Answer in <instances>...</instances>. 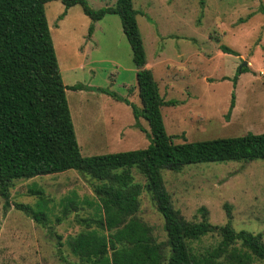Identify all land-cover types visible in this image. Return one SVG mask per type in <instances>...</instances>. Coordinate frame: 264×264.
<instances>
[{
    "label": "rangeland",
    "instance_id": "rangeland-1",
    "mask_svg": "<svg viewBox=\"0 0 264 264\" xmlns=\"http://www.w3.org/2000/svg\"><path fill=\"white\" fill-rule=\"evenodd\" d=\"M94 9L114 6L116 0H88ZM146 49L165 99L166 130L176 142L264 132V0H133ZM46 14L66 95L83 155L146 147L150 126L132 108L99 88L127 97L142 106L132 47L118 14L93 22L81 4L66 9L60 0L46 3ZM61 14H63L62 17ZM94 24L90 34L89 27ZM221 44L238 54L224 52ZM250 71L233 77L241 64ZM235 106L226 117L232 94ZM136 179L145 178L134 170ZM175 209L186 221H200L206 206L213 224L227 222V207L237 229L261 232L264 238V159L186 164L179 171L162 169ZM90 175L76 169L14 180L7 199L0 192V264H71L79 259L66 243L82 230L79 218L93 212L83 199H96ZM41 189L47 199L46 224L17 203L36 207ZM77 196L79 207L66 215L60 202ZM137 215L167 239L165 219L143 191ZM60 217V219H58ZM59 236L63 244H58ZM219 236L203 237L210 245ZM167 264V260L165 261Z\"/></svg>",
    "mask_w": 264,
    "mask_h": 264
},
{
    "label": "trees",
    "instance_id": "trees-1",
    "mask_svg": "<svg viewBox=\"0 0 264 264\" xmlns=\"http://www.w3.org/2000/svg\"><path fill=\"white\" fill-rule=\"evenodd\" d=\"M48 1L0 0V192L7 203L14 180L76 169L94 180L96 199H83L93 212L79 218L82 230L66 239L79 259L71 264H165L166 260L167 264H264L261 232L237 230L228 205L223 225L210 222L206 206L199 208L200 221H186L175 209L162 176V169L179 171L186 164L264 159V132L176 142V136L166 130L162 107L178 101L164 98L148 66L133 0H116L114 6L99 9L91 7L88 0H60L66 9L81 4L93 22L108 13L120 16L137 67L142 106L114 91L99 90L129 104L136 126L143 129L140 118L150 126L146 147L83 155L66 90L89 86L69 85L63 80L46 14ZM93 29L91 23L90 34ZM220 48L238 54L226 44ZM246 71L250 67L243 63L237 68L235 86ZM235 97L233 92L227 118ZM134 170L145 178L144 183L136 179ZM143 191L165 219V241L158 240L153 227L137 215ZM32 192L39 195L36 207L16 205L46 224L49 207L44 191ZM76 197L62 198L64 215L79 207ZM211 234L219 239L203 245V237ZM58 244H63L60 236Z\"/></svg>",
    "mask_w": 264,
    "mask_h": 264
}]
</instances>
